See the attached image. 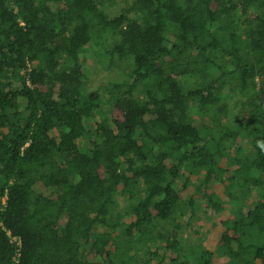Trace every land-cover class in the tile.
Instances as JSON below:
<instances>
[{"label":"trees","instance_id":"obj_1","mask_svg":"<svg viewBox=\"0 0 264 264\" xmlns=\"http://www.w3.org/2000/svg\"><path fill=\"white\" fill-rule=\"evenodd\" d=\"M128 1L0 0V264H264V0Z\"/></svg>","mask_w":264,"mask_h":264},{"label":"rangeland","instance_id":"obj_2","mask_svg":"<svg viewBox=\"0 0 264 264\" xmlns=\"http://www.w3.org/2000/svg\"><path fill=\"white\" fill-rule=\"evenodd\" d=\"M128 2L129 5H131L133 0H129ZM123 7H125V5L117 6L111 11V15L115 16L116 14H119L121 12V9H123ZM109 44H107L106 42L104 48L109 49L110 48ZM99 48L103 49V46H100ZM99 48L96 45H93L92 48L86 54L88 58H87V62L84 64V70H85L84 88L85 91L88 93L97 92L100 95V98L102 100V112L104 113V115L108 117V119L111 120L112 105L110 104L109 101V97H110L109 86L110 84L118 83L119 81H121V78L117 70H115V68H112L110 66V58H107L106 56H104V54L103 55L101 54L99 56L100 54ZM190 84L189 87H191ZM20 105L24 107L26 105V101L21 100ZM231 112L234 113L233 110H231ZM92 123L93 122L91 121L88 122V126L90 130ZM89 137L91 136L89 135ZM89 137H84L80 139L81 146L85 148L89 147ZM252 199L253 198L251 197L250 201H252ZM202 209H203V202L198 201L196 206L197 215L192 218L186 216L184 218V223L190 222L194 228L195 226H198V224L202 221L204 217L201 214ZM179 237L183 239V243L186 248H191V246H194L195 243H199L202 249L208 247L207 233L204 230L200 231L199 235H197L194 232L190 233L188 229L183 228L182 230L179 231Z\"/></svg>","mask_w":264,"mask_h":264},{"label":"built area","instance_id":"obj_3","mask_svg":"<svg viewBox=\"0 0 264 264\" xmlns=\"http://www.w3.org/2000/svg\"><path fill=\"white\" fill-rule=\"evenodd\" d=\"M15 241V240H14ZM17 241V240H16ZM18 245H19V243H18Z\"/></svg>","mask_w":264,"mask_h":264}]
</instances>
